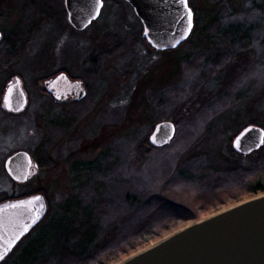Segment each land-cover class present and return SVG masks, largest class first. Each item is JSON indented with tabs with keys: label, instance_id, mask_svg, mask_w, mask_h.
Returning a JSON list of instances; mask_svg holds the SVG:
<instances>
[{
	"label": "rangeland",
	"instance_id": "rangeland-1",
	"mask_svg": "<svg viewBox=\"0 0 264 264\" xmlns=\"http://www.w3.org/2000/svg\"><path fill=\"white\" fill-rule=\"evenodd\" d=\"M112 1L106 0L98 22L78 33L65 19L63 0H0V15L6 12L0 20V100L18 78L30 101L21 116L0 110V199L42 195L54 215L7 264L49 261L62 240L60 229L70 234L75 252L88 254L115 233L156 223L159 209L178 211L179 218L158 222L165 235L264 185V145L247 157L232 148L248 125L264 130V0H188L194 31L163 55L150 51L132 10ZM43 8L48 15H41ZM67 66L74 77L94 68L99 81L89 88L99 86L102 97L96 115L76 120L65 133L46 124L63 119L33 111L45 77ZM203 71L208 78L197 85ZM162 121L173 122L176 133L156 149L149 137ZM18 151L42 161L23 184L4 169ZM226 179L230 185L223 190ZM78 227L88 229L86 237L76 234ZM109 246L105 250L113 252L121 245Z\"/></svg>",
	"mask_w": 264,
	"mask_h": 264
},
{
	"label": "water",
	"instance_id": "water-1",
	"mask_svg": "<svg viewBox=\"0 0 264 264\" xmlns=\"http://www.w3.org/2000/svg\"><path fill=\"white\" fill-rule=\"evenodd\" d=\"M124 1L133 8L154 47H167L164 43H168L174 48L192 30V12L181 0ZM101 7V0H65L68 22L77 31L96 20ZM26 106V95L16 78L8 84L1 108L17 115ZM174 134V125L162 122L155 126L149 142L162 148L170 144ZM263 145L264 131L256 126L246 127L232 143L233 150L244 156ZM30 166V156L25 152L13 154L4 164L9 178L20 184L34 171ZM47 213V203L40 195L0 204V264L41 224ZM114 264H264V192L192 221Z\"/></svg>",
	"mask_w": 264,
	"mask_h": 264
},
{
	"label": "flooded vegetation",
	"instance_id": "flooded-vegetation-1",
	"mask_svg": "<svg viewBox=\"0 0 264 264\" xmlns=\"http://www.w3.org/2000/svg\"><path fill=\"white\" fill-rule=\"evenodd\" d=\"M112 3H114V5H116V6H120V4L127 5L132 10V12L134 14V10L126 1H124V0H113ZM106 6H107L106 0H102V7H101V10H100V13H99L97 19L94 20L85 30L80 31V32L74 30L73 27L69 24L68 14L66 12L64 0H63L62 11H63V14L65 16V19H66L69 27L78 33H83L91 25H93L94 23H96L100 20L101 13L103 12V10L106 9L105 8ZM43 9H44L45 14L42 13L41 15H46V14L48 15L49 13H47L46 8H43ZM109 10H111V9H109ZM111 11L114 12V10H111ZM5 13L6 12H4V14L0 15V20H2L3 17L6 15ZM194 17H195V12L193 11V24L195 27ZM136 19H137V17H136ZM138 21L142 25L141 21L140 20H138ZM194 27L192 28V31L190 32L189 36L186 39L179 42V44L174 48L169 47L168 43H164V45H166L167 47H163V48L154 47V45L146 37L143 25H142L143 30H142L141 37L144 40V42L147 44V46L149 47L150 51H154V53L163 55L164 53H167L168 51L178 50L182 45L186 44L188 42L191 34L194 31L193 30ZM97 33L99 34L100 32L96 31L95 34H97ZM1 34H2V32H1ZM102 35H104L106 37L109 36L108 34H104V33L100 34L99 36H102ZM2 37H3V35H2ZM3 39L0 42V45L2 44ZM126 40L123 42V44L126 43ZM86 71H87L86 76L84 74V77L83 76L82 77H74V76H71V72L69 71L68 66L62 67V68H56L55 70H53L51 72V74L50 75L48 74V77H45V80H43V82H42L43 85L39 89V91L41 92L42 95L38 99V100H40L38 102V105H40V106H38V108H36V110H34L33 112L39 118L63 119L64 122H56L55 120H52L50 122H46V124L53 125L55 129L59 128L60 130H63L65 133L67 131L66 129L69 130L71 125L76 120L86 118L89 116L91 117V115H96L98 112V109H99V105H100L99 103H100V100L102 97V94H101L102 91H101V88H99V86L97 87L96 91L90 90L88 83L92 82L94 80L99 81L98 78L93 79V77L94 76L97 77V75L99 73L96 72L94 70V68L88 69ZM1 102H2V98L0 100V110H1ZM29 104H30V101L27 97L26 109L24 110L23 113H21L17 116H21L24 113H26L28 108H29ZM6 115L16 116V115H12V114H6ZM37 161L34 162L32 159L30 170H32V168L35 166H36V169L32 172H29V174L26 178V181L29 179V177L31 175H33L40 168V163H38Z\"/></svg>",
	"mask_w": 264,
	"mask_h": 264
},
{
	"label": "trees",
	"instance_id": "trees-1",
	"mask_svg": "<svg viewBox=\"0 0 264 264\" xmlns=\"http://www.w3.org/2000/svg\"><path fill=\"white\" fill-rule=\"evenodd\" d=\"M209 72L203 71L201 74H199V78H197V85H199V82H202L204 79L208 78ZM48 157V156H47ZM49 159V158H48ZM38 163L42 164V161H37ZM44 165H48L47 162L43 163ZM41 166V165H40ZM220 180V179H219ZM227 180V179H226ZM233 180H231L232 182ZM225 187L223 190L227 189V186L230 185V180H227V184H225ZM264 192V185L258 184L257 186H253L249 189L248 194L251 196H254L259 193ZM28 194H24L20 196L19 198L26 197ZM8 200H14L13 197L10 198H3L0 199V203H3ZM238 202V201H237ZM156 223L154 222H141L140 225L135 228L133 231H131L129 234L120 235L115 233L114 236H112L108 241H106L103 246L100 247H94L88 254L84 253V251H74L72 249L71 241H70V234L65 229L59 230V235L62 240H60V244L56 245V250L53 251L52 259H49V261H40L33 259L34 264H114L123 258L129 256L130 254L150 245L151 243L155 242L158 239H161L165 235L169 233L162 235L161 231H159V227L162 226V224H159L160 222L166 221L168 218H179L180 215L178 211H170V210H158ZM181 213H184L183 211H179ZM154 215V214H153ZM53 212L48 207V214L46 215L45 219L42 221V223L17 247V249L14 251L12 256L4 263L7 264L9 260L15 255V253L19 250V248L22 246V244L29 239L34 233H40L44 226L46 224H49L53 221ZM199 218H195L194 220H198ZM159 222V223H158ZM79 233H76L77 235H84L86 237V234L88 233V229L86 227H78L76 229ZM92 239V238H90ZM118 243V244H117ZM110 244L112 245H121L118 249H115L113 252H110L107 249ZM92 245V244H91ZM90 245V246H91ZM58 248V249H57ZM105 250V251H104ZM104 251V252H102ZM87 254V255H85ZM67 258H71L72 261L68 262ZM75 260V261H74Z\"/></svg>",
	"mask_w": 264,
	"mask_h": 264
},
{
	"label": "snow or ice",
	"instance_id": "snow-or-ice-1",
	"mask_svg": "<svg viewBox=\"0 0 264 264\" xmlns=\"http://www.w3.org/2000/svg\"><path fill=\"white\" fill-rule=\"evenodd\" d=\"M181 2L184 3L185 7H187L186 0H181ZM188 17H189V21H190L191 20V13L190 12L188 13ZM34 199L38 200L39 197H35ZM27 203H31V201H29ZM10 207H16V205H11Z\"/></svg>",
	"mask_w": 264,
	"mask_h": 264
}]
</instances>
